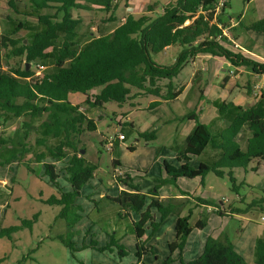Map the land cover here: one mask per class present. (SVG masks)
<instances>
[{
	"label": "trees",
	"instance_id": "obj_1",
	"mask_svg": "<svg viewBox=\"0 0 264 264\" xmlns=\"http://www.w3.org/2000/svg\"><path fill=\"white\" fill-rule=\"evenodd\" d=\"M129 1L131 0H29V5L22 14L35 17L42 28L30 33L27 38H19L16 33L23 28V20H20L13 32L0 34V121L4 123L9 118L20 120V125L12 135H0V165L22 161L29 152L27 138L33 129L36 133L34 144L46 149L45 152L36 154V162H43L42 175L47 176L57 187L55 164L43 160L48 156L53 161L64 164L60 171L66 176L72 189L62 191L59 196L51 195L45 202L61 207L59 217L65 221L66 232L65 236L56 237L71 252L75 251L72 242L73 227L82 218L83 210L76 204V198L80 196L81 186L92 177L96 169L94 165L85 162L82 153L85 148L81 136L86 131L95 130L96 125L86 115V111L80 110L78 105L69 104L70 92L86 93L98 88L87 99L90 107H97L109 101L122 105L130 98L133 87L137 92L131 97L152 95L158 100L151 104L159 105L161 100L171 101L180 94L182 86L177 87L173 78L198 55L226 60L235 68L234 71L241 67L258 75L264 74V62L244 54L240 47L234 46L222 34V28L228 27L234 31L225 12L228 2L222 13L214 18L207 9L215 0L169 1L155 18L147 13L139 17L128 13L123 22L110 33L92 36L83 44H78L77 26L81 19L73 17V9L104 11L109 13L107 21H114L119 3L124 2L128 6ZM14 2L15 0L8 1V6L16 10ZM152 6L153 4L147 6V12L154 9ZM238 25L241 26V22ZM241 27L264 34V18ZM236 36L233 34V37ZM175 44H179L181 50L173 65L164 66L152 60L151 53L161 52ZM52 50L55 70L35 76L32 66L48 58ZM12 58H20L22 65L11 64ZM230 104L235 108V114L220 131L218 141L213 138L207 125L196 119L194 113L187 116L195 119L196 123L176 151V158L181 165L176 167L165 162L164 171L167 177L161 183L176 185L179 177L203 179L207 173L212 172L220 178L229 177L231 189L237 190L232 169H247L250 162L264 154V94L256 96L255 102L250 106H234L231 102H223L219 106V113H224ZM37 120L39 123L35 125ZM244 124H248L250 137L243 150L236 141V136ZM155 133L156 125L153 124L149 129L139 131L138 136L149 142L155 138ZM50 139L57 140L56 144L50 146ZM208 144L221 149V156L212 164L200 162L193 168L189 162L191 157L200 155ZM128 148L133 150V146ZM24 164L28 170L33 171L25 161ZM112 166L120 165L112 161ZM226 169L229 171H225ZM126 176L125 173L123 178H118L117 183L127 185L129 181ZM115 200L119 201L118 198ZM153 200L163 216L171 212L178 213L174 228L175 239L168 246L170 252L175 249L181 251L192 230L191 214L179 215L185 200L177 203L171 198L159 201L153 197ZM195 200L212 205L199 197ZM263 202L264 200L253 201L245 207L232 206L228 208V213L221 202L213 206L217 207L215 213L219 216L232 217L233 214L245 213L252 207H259V203ZM260 210L264 212V206H260ZM205 224L204 218L198 220L194 227L202 228ZM18 229V226L1 229L0 237ZM112 243L114 242L110 241L104 246H97L96 242L90 241L83 246L104 251ZM119 249L126 252V249ZM141 251L144 250L138 246V259L142 255ZM254 255L256 264H264V230L256 240ZM2 261L0 259V263ZM172 261L170 254L161 264H170ZM17 264H21V261ZM179 264L248 263L236 251L228 235L223 234L220 237L209 235L199 256L190 260L181 258Z\"/></svg>",
	"mask_w": 264,
	"mask_h": 264
},
{
	"label": "rangeland",
	"instance_id": "obj_2",
	"mask_svg": "<svg viewBox=\"0 0 264 264\" xmlns=\"http://www.w3.org/2000/svg\"><path fill=\"white\" fill-rule=\"evenodd\" d=\"M0 1L2 5L0 7V34H10L13 32L20 20H23L25 27L18 29L16 36L19 38H27L30 36V33L36 32L42 28V25L37 22L35 17L22 14L27 9L29 0H15L16 10L7 6L6 3L9 0ZM131 1L130 4L135 7L133 11L135 17L147 13L155 18L161 12L164 4L174 0ZM151 4H153L152 7L154 9L147 12V6ZM226 12L234 20H238L241 17V26H247L256 20L264 18V0H228ZM126 13V6L120 2V7L116 10L115 16L119 17ZM72 15L73 17L81 19V23L77 26V31H83L84 35L82 36L85 37L90 30L92 32H96L97 30L98 32L99 27L104 23L101 22V18L105 17L107 14L97 10L86 11L73 9ZM118 22L119 20L108 21L106 23L113 25ZM229 24L231 25V23ZM91 25L96 28L92 30V28H90ZM227 31L231 39H234L233 34L235 32L229 28ZM245 36H240V39L235 42L239 45L242 44L248 47L246 42L243 43L241 41ZM258 36H260V38L256 39L255 48L257 51H264V35L258 34ZM86 39L88 40V37ZM86 39H82V37L78 36L77 42L81 45ZM24 41L26 42V39H24ZM180 50L181 46L175 44L161 52L151 53L150 56L154 62L164 66H170L175 63ZM53 54L54 50L50 51V56H48V58L43 61H38V63L43 66L40 75L55 70L52 57ZM10 62L11 64L22 65L20 58H12ZM197 65L203 68V71H201L203 77L201 83H196V81L191 82L193 70ZM4 67H6L5 62ZM32 67L35 71V65ZM223 73H225V71L220 69L216 74L215 69L212 70L209 63L199 59L196 61V64H187L182 71L173 78V83L177 87H185L178 99L170 103H164L158 108L156 113L148 110L149 101L151 99H156V97L151 95H140L139 97L130 98L123 105H118L115 102L109 101L104 103L102 109L97 110V112L102 115L97 121V130L86 131L81 136L85 148V162L87 164L93 163L97 166V176L93 178L95 180L94 183L91 180L92 178L89 179L82 185L80 192L82 194V200H84L86 204V212L92 210L94 211V215L96 211L93 206L94 201H88L87 199H98V193L94 191L93 186H98L101 183L106 189L111 188L112 184H115L111 176V162L114 158L119 160V167L126 171L132 179L140 182L141 185L144 186L146 183H149L150 186L154 185L152 176H158L159 166L155 164L156 161L153 164V159L158 155L160 146L165 145L169 148L172 144L174 132H177L175 135L176 139L179 140V138L182 137L185 126L193 122L192 119L189 120V118H187V115L190 113L199 114L198 110L200 108V103L204 102V100L207 103V112L212 114L213 109H215V112L217 110L215 118L218 120L213 119L214 117L212 115V117H209L211 122H209L210 124L207 126L211 134H213L214 137L217 136L215 127L220 123L219 121L221 120L223 125V122L225 124L226 121L231 120L235 114V108L232 107L231 104L225 115L219 114V106L226 101L224 99H227V94L228 100L226 103L231 101V95H229L230 91L228 90V92H225L219 85V82L224 78ZM238 74L239 77H237V74L235 75L229 72L230 76L237 77L236 80L240 83L242 89L248 92L246 89V82L249 75L247 76L243 72ZM231 80L235 79L232 78ZM263 88L261 87L260 90ZM98 90V88L95 89V92ZM136 92L137 89L131 87L130 97ZM201 93H203L202 98H200ZM73 94L78 98L82 96L79 93ZM131 102L134 103V105H131ZM115 116L122 118L123 122L126 121L127 123L119 124L115 120ZM160 116L161 118L171 119V121L163 125V123L158 120ZM182 116L184 117L182 118ZM213 121L215 123H213ZM0 122V135L3 136L12 135L14 130L20 125V120L16 118H9L7 122L4 123L2 121ZM38 123L39 120L34 122L35 125ZM131 124L133 127H131ZM153 124L156 125L158 129L156 133L157 138L146 142L144 138L138 136L137 131L138 129L140 131L149 129ZM243 129V133L246 132L248 135L250 134L247 125H244ZM118 132H122L126 136V140L120 141L115 139L111 151H106L99 147L98 140L101 136H115ZM35 137L36 133L33 129L27 138V144L30 146L29 152L24 155L22 161H19V163L12 162L0 165V178H2L4 174H7L9 179V183L7 184L0 183V230L13 226L19 227L17 231L0 237V258L3 259L0 264H17L19 261H21V264H126L130 258H133V254L132 252H128L124 257L119 258L118 254L120 247L117 245H107V249H105L104 252L93 251L91 247L83 246V241L87 242L88 240V243L94 241L97 246L101 245L99 243V236L96 234L97 229L88 224L87 217L83 218L79 224H77L78 221L76 223L77 225L75 224L73 227L74 235L72 237V242L75 251L71 252L69 248L56 237L57 235L65 236L66 225L64 220L59 217L60 207L58 205H49L45 202V199L50 195L56 194V189L49 181L48 177L42 175L41 171L43 170V165L36 166V154L41 151L45 152L46 149L34 144ZM56 142L57 140L50 139L48 144L53 146ZM238 142L241 148L245 149L246 141H243L241 136L238 138ZM131 145L134 146L133 150L128 148ZM217 152V150L211 149L210 144H208L207 149H205L201 157H193L190 165L196 168L201 161L210 164L213 159L218 157ZM24 161L26 164L30 165L31 168L33 167V171L27 169ZM43 161L53 160L46 156ZM251 167L255 169H251ZM225 171L229 170L226 169ZM146 172H149L150 176L144 177ZM38 175H41V177ZM232 177L235 179V184H237L236 191L231 189L232 183H230L229 177L227 176L220 178L212 172H209L200 180L201 185L204 180L205 189L211 191V195L207 197V201L212 203V206L221 202L223 198H227L225 205L231 204L239 207H245L246 204H250L253 201L260 202L264 200V154L254 159L247 169H232ZM177 179H179V181L176 183V186L185 189L193 196V191H195L197 184H199L197 183L198 179H187L183 177ZM90 195H92V197ZM238 197H241L243 202L240 203L237 199ZM114 204L116 205L115 208H117V204ZM260 206H264V202L259 203V207L257 206L241 214H244L243 217L245 218L253 219L257 226H260L258 225V223H260L261 227H263L264 223L262 224L260 222V218L261 216L264 218V212L260 210ZM97 207L100 209L99 214L101 220L99 224L101 226H115L120 224L121 221L127 224V221L117 217L114 212L115 208L111 205H108L107 209L103 208V204H98ZM204 215L207 216V214ZM210 216H213L214 220L211 222L207 231L197 230V232L207 235L208 233L215 234L223 230L228 233L231 242L234 243L233 241H235L237 234L241 232L245 220L243 218H235L234 216H219L216 213L210 214ZM26 221H31L32 223L28 224ZM87 227H89L88 230L86 229ZM170 236H173V230L163 234V238ZM155 247L160 257H164V253L170 255L169 247L163 244L162 240L158 241Z\"/></svg>",
	"mask_w": 264,
	"mask_h": 264
},
{
	"label": "crops",
	"instance_id": "obj_3",
	"mask_svg": "<svg viewBox=\"0 0 264 264\" xmlns=\"http://www.w3.org/2000/svg\"><path fill=\"white\" fill-rule=\"evenodd\" d=\"M9 1L12 2V0H9ZM6 4L8 6V2ZM122 4L125 5L124 2H122ZM28 5H29V2H28ZM1 6L2 5H1V1H0V7ZM118 7H120V3H119ZM126 8H127V13L120 15L119 17H116V20H114V21L119 20L118 23H115L113 25H109L108 23H106V22H108L107 17L109 15V13L105 12L107 15L105 17L101 18V22H104V23L102 24V26L99 27L98 32H97V30H96V32H92L90 30L87 32V36L84 37V36H82V35H84L83 31L82 32L77 31L78 35L76 36V39L78 36L82 37V39H86L87 37L90 38L92 36L105 35V34L110 33L111 31H113V29L117 25H119L121 22H123L124 18L127 16L128 13L133 14V11L135 10L134 5L132 6L130 4V1L128 2V6H126ZM94 10H96V9L86 10V11H94ZM97 11H100V10H97ZM102 12H104V11H102ZM226 14H227V12H226ZM227 16H228V22L231 23V26H233V29L235 32L234 34L237 35L236 37H234L233 40L238 41L240 39V36L246 35L245 37H243V39H241V41L243 43L246 42L248 44V47H245L242 44L241 45L238 44L240 46V48L243 50V53L248 55V56H251L255 60H258L260 62H264V51H259V50L257 51V49L255 48L256 39L260 38V36H258V34H262V33L255 32L252 30H245L240 25H238V23L241 22V17L238 20H234L229 14H227ZM75 18H77V17H75ZM23 27H25V23H23ZM90 28H92V30H93L96 27L91 25ZM238 29H240V30H238ZM239 43H241V42H239ZM167 48L168 47H166L164 50H166ZM199 59H202L203 62L209 63V66L211 67V69L212 70L215 69L216 74L218 73V71H220V69L222 71H225V73H223L224 78H223V80H221L219 82V85L222 87V89L225 92H228V90L230 91L229 92V95H231V101L230 102H232L233 105L250 106L255 102L256 96L260 95L261 93L264 94V88H263L264 87V75L263 74L258 75V74L252 73V71H250V70H247V69L241 68V67H238L236 69V71H234L235 68H232L229 65L228 61L223 60V59L218 58V57H215V56H210V55H198L194 59H192L190 61V63L196 64V61ZM202 69L203 68H201V66H198V65L194 68L193 76L191 78V82L196 81V83H199V82L201 83L202 78H203L201 75V71H203ZM205 70H207V69H205ZM229 72L234 73L235 75L237 74V77H239L238 73H241V72L245 73L247 76L249 75L247 82H246L247 83L246 89L248 90V92H245L244 89H242V86L236 80L237 77L230 76ZM232 78L235 80H231ZM164 83H167V82H164ZM256 83H260L262 85L261 87L263 89L260 90L257 95H254V93L251 90L253 89L254 84H256ZM184 87L182 86V90L184 89ZM182 90H181V92H182ZM73 93H77V92H70L68 94L69 104L78 105L80 110L86 111V115L89 118H92L94 120L95 125H96L95 130H97V125H98L97 121L102 117V115L100 113H98L97 110L102 109L104 104L102 106L90 107L89 104L87 103V99L90 97V95L96 93L95 90H90V91H87L86 93H79L82 95L80 98L75 96ZM179 95L171 101L161 100L159 105H152L151 104L152 101L158 100V98L151 99L149 101L148 110H151L152 112L156 113L160 106H162L164 103H170V102L175 101L176 99H178ZM136 97H139V96H136ZM202 97H203V93L200 94V98H202ZM130 98H134V97H130ZM130 98H128V99H130ZM224 100H226L224 102H227L228 94H227V99H224ZM131 105H134V103L131 102ZM227 110H228V108H227ZM227 110L224 113H222V114L219 113V114L225 115ZM198 111H199V114H197V115L194 114L196 119L199 122L204 123L207 126H209V124H210L209 122H211L209 117H212V115L214 117L213 119L218 120L215 118L217 115V110L215 112V109H213L212 114L207 112L208 111L207 110V103L205 102V100H204V102L200 103V108ZM183 117L184 116H182V118ZM114 118L119 124L127 123L126 121L123 122V119L119 118L117 116H115ZM190 119L191 118H189V120ZM158 120L160 122H162L163 125H166V124H168V122L171 121V119L161 118V116L158 118ZM192 120H193L192 123L185 126L184 133H183L182 137L179 138V140L175 138V135L177 132H174L172 144L170 145V147L167 148L165 145L160 146V149H159L160 151H159L158 155L155 156L153 159V164L156 161L155 164H157L159 166L158 176H152V179L154 180L153 181L154 185L150 186L149 183H146L145 184L146 187H145L144 185H141L140 182L132 179L130 177V175L127 174L126 171H125V173L127 175L126 176L128 179L127 181H129L128 184H130V185H128V184L127 185H125V184L119 185V184L115 183V184H112L111 188L105 189L102 186V184L99 182L100 184L98 186H93L94 191L98 193V199L94 200V199L87 198L88 201H90V200L94 201L93 206L96 210L94 215H93L94 211H92V210L86 212V204L84 203V200H82L83 198L81 196L82 195L81 193H80V196H78L76 198V204L80 205L83 209L82 210V218L80 219V221L77 224H79L83 220V218L87 217L86 219L88 221V224H90L92 227H95L97 229L96 234L99 236V240H100L99 243L101 245H104V244L111 241V242H114L112 244L117 245L120 248L126 249V252L123 251L122 249L121 250L119 249V254H118L119 258L124 257L128 252L129 253L132 252L133 258H130V260H128L126 262V264H160V262L162 260H164L166 257L169 256V254L167 255L166 253H164V257H160L157 253V248L155 247V244H157L158 241L162 240L163 244H166L167 247H169L168 246L169 243L174 241V239H175V229L174 228H175V222H176L177 217H178V213L171 212L168 215L163 216L162 213L160 212L159 208H158V205L154 202L153 197L157 198V200H159V201L171 198L172 201L175 203L185 200V205H183V207H181V209L179 211V215L184 216V215H187L188 213L191 214L190 222H191V220H192V222L190 223L191 224L190 226H192V230H191L189 236L187 237L184 248L181 251L178 249H175L173 252H170L171 257L173 258V261L170 264H179V259H181V258L183 260H190V259H193V258L199 256L203 250L205 240L209 235H211L213 237H220L223 234L228 235V233L226 231H223V230L219 231L215 234L214 233H208L207 235L206 234H199V232H197V230H206L207 231V229L210 227L211 222L214 220V217L210 216V214L215 213V211H211V210L207 209V207H209L208 204L199 203L195 200L196 197H199L202 200H208L207 197L209 195H211V191L205 189L204 180H203V184L201 185L200 180H202V179L200 177H194L195 179H198L197 183H199V184H197L195 191H193V196L190 195L185 189H181L180 187H178L176 185H173L170 183H161V180H164L167 177L166 172L164 171L165 162L168 163L169 165L176 166V167H179L181 165V162L178 161L176 158V151L181 146L180 144H182V142L185 139V137L187 136V134L194 127L196 121H194L195 119H192ZM219 122H217L219 124L215 127L217 130L216 131L217 136L214 137L212 134L213 138L216 141L219 140L218 138H219L220 131L228 125L230 120L229 121L227 120L225 124L223 122V125H222L221 120ZM213 123H215V122L213 121ZM244 125L248 126V124H244ZM131 127H133L132 124H131ZM157 130L158 129L156 127V133H157ZM243 130L244 129L242 127L241 131L236 136V141L238 142V138L241 136L242 140L246 141V144H247V139L250 137V134L248 135V133H246V132L243 133L242 132ZM139 131L140 130L138 129L137 134ZM120 133H122V132H120ZM156 133H155V138L152 140H155L157 138ZM103 138L104 137L101 136L98 140L99 147L101 149H102L101 143H102ZM131 146H133V145H131ZM207 146L205 147V149H207ZM245 148H246V145H245ZM133 149H134V146H133ZM205 149L203 150V152L205 151ZM211 149H213V150L215 149L218 151L217 152L218 157L213 159V161L210 164L215 162L222 154V151L219 148H214L211 146ZM166 150H167V152H166ZM84 152H82V153H84ZM203 152L198 156H192L189 162H191L193 157H201ZM112 161H116L117 164L120 165L118 159L114 158ZM46 162H53L55 164V171L57 172L56 180L58 182V187L53 184V186L56 189V194H52V195L59 196L62 191H70L72 189L71 184L66 179V176L60 171L64 164L61 161H46ZM203 163H205V162H203ZM41 164L43 165V162H40V163L36 162V166H38V165L40 166ZM90 164H92L96 167L95 171L92 174V177H91L92 179L89 178L94 183L95 180L93 178L95 176H97V166L93 163H90ZM206 164H208V163H206ZM111 167L113 168L112 162H111ZM30 168H31V166H30ZM31 169H33V167ZM251 169H255V168L251 167ZM43 172H44V166H43V170L41 171V173L43 174ZM148 176H150V173L146 172L144 177H148ZM183 178H185V177H183ZM194 178H191V179H194ZM187 179H190V178H187ZM178 181H179V179H176V183ZM0 183L1 184L9 183V179H8L7 174H4V176L2 178H0ZM81 189H82V186L80 188V192H81ZM90 196L92 197V195H90ZM115 198H118L119 201L115 200ZM237 199L239 200L240 203L243 202L241 200V197H238ZM226 201H227V198H223L221 203H222V207L225 210V212L228 213V208L232 207L234 205H231V204L225 205ZM113 202L117 204V206H118L117 208H115L116 205ZM98 204H101V205L103 204L104 205L103 208H106V209L108 208V205H111L112 207H114L115 208L114 212L116 213L117 217H119L120 219H124V221H127V224H124L123 221H121L120 224L115 225V226H107V227L101 226L99 224V222L101 220V216L99 214L100 209H99V207H97ZM254 208H256V207H252L249 210H252ZM60 209H61V207H60ZM204 214H207V216H205ZM233 216L235 218H243L245 220V222L243 223V227H242L241 232L239 234H237L235 241H233L234 242L233 243L234 248L236 249V251L238 253H240L243 256V258L246 260V262L248 264H256L255 263V255H254L255 243H256L257 238L262 234V232L264 230V226L261 227L260 223H258V225H260V226H257L254 223L253 219L245 218V217H243L244 214H241V213L233 214ZM204 218L206 220V224L204 227H202V228L194 227L195 223L198 220H203ZM260 220H261L260 222L263 224L264 223L263 216H261ZM96 223L98 224V226ZM86 229L88 230L89 227H87ZM171 230H173V236L163 238V234H165L166 232H169ZM163 239H165V240H163ZM88 241L87 242L83 241V242L86 244V243H88ZM101 245H99V246H101ZM138 246L144 250V251H141L142 255H141L140 259H138V257L136 256V251H137ZM92 249H93V251H99L95 248H92ZM100 252H104V251H100Z\"/></svg>",
	"mask_w": 264,
	"mask_h": 264
},
{
	"label": "built area",
	"instance_id": "obj_4",
	"mask_svg": "<svg viewBox=\"0 0 264 264\" xmlns=\"http://www.w3.org/2000/svg\"><path fill=\"white\" fill-rule=\"evenodd\" d=\"M227 2H228V0H215L213 5L207 9V12H211L213 14V17L215 18V17L219 16L220 13H222L223 8L225 7ZM218 25H219V27H221L220 24H218ZM227 30H228V27L222 28V34L225 35L229 40H231L233 42L234 46L240 47L233 39H231L230 34L228 33ZM35 69L36 70L34 71V75L35 76H42V75H40V73H41V70L43 69V66L40 65L39 63L35 64ZM261 86L262 85L260 83L254 84V87L252 90L254 95H257L259 93ZM115 139H118L120 141H124V140H126V136L123 133L118 132V134L115 136L104 137L102 140V143H101L102 149H104L106 151H111L112 146H113V142ZM111 176H112L114 182L117 183L118 178H123L125 176V171L118 166L113 167L112 172H111ZM117 184H119V183H117ZM119 185H121V184H119ZM207 209L211 210V211H215V210H217V207L209 206V207H207Z\"/></svg>",
	"mask_w": 264,
	"mask_h": 264
}]
</instances>
